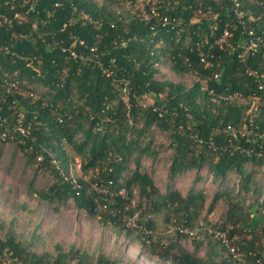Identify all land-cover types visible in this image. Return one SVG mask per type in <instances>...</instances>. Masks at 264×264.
<instances>
[{
	"label": "trees",
	"instance_id": "16d2710c",
	"mask_svg": "<svg viewBox=\"0 0 264 264\" xmlns=\"http://www.w3.org/2000/svg\"><path fill=\"white\" fill-rule=\"evenodd\" d=\"M260 1L263 9L247 7L256 15L249 21L234 14L230 0H155L158 17L139 9L124 16L118 0H0V140L12 141L28 165L37 163L53 177L34 191L39 200L59 205L72 199L102 222L136 229L149 251L170 264H264L256 238L258 230L264 233V196L257 188L259 171L264 174V46L254 54L244 47L249 30L264 41ZM164 16L173 21L162 27ZM159 65L177 77L198 78L190 87L158 81ZM34 87L46 88V99H33ZM255 98L261 103L249 111ZM153 127L166 134L167 145L157 147L171 151L169 181L206 167L218 183L206 212L220 200L227 208L218 222L201 221L223 231L237 257L199 228L202 191L183 196L169 187L162 193L141 170L142 158L156 153ZM65 144L80 158L83 176L76 180ZM231 175L236 182L228 186ZM161 212L171 217L174 232L152 243L153 217ZM185 239L192 240V250ZM5 250L17 258L13 264H118L76 249L55 257L32 254L11 235L0 241L1 264Z\"/></svg>",
	"mask_w": 264,
	"mask_h": 264
},
{
	"label": "rangeland",
	"instance_id": "374dc122",
	"mask_svg": "<svg viewBox=\"0 0 264 264\" xmlns=\"http://www.w3.org/2000/svg\"><path fill=\"white\" fill-rule=\"evenodd\" d=\"M102 1L97 0L98 3H102ZM137 7L138 5L129 9L118 0L116 9L125 16L126 11L132 14L137 10ZM198 14L204 15L199 12ZM199 15L196 20L199 19ZM158 67V74L155 76L158 81H181L190 87L198 78L195 73L177 77L171 72L168 65H159ZM26 92L23 91V94ZM46 93V88L34 87L30 94L33 99L39 97L46 99ZM144 100L146 104H152L151 98L145 97ZM259 103L261 102L257 98L252 99L249 111L256 109ZM151 139L150 147L156 153L152 157L142 158L141 170L152 176L155 186L162 193H165L169 187L180 191L183 196L190 189L202 191L206 200L205 208L199 214V220L218 222L227 205L223 200H220L216 203L214 210L207 214L206 207L219 185L212 180L206 167L184 172L178 175L174 181H169L171 151L157 147L158 145H167L166 134L153 127ZM144 143L145 141H143ZM64 147L68 156L73 160V163L70 164V178L76 180L83 176L80 170V158L68 144H65ZM129 166L133 168V162L130 161ZM257 178V188L260 196L263 197V171H259ZM84 179H89V175H84ZM52 182L51 174L39 170L37 163L33 165L26 163L22 153L12 141L0 140V241H4L7 236L11 235L22 248L36 255L49 254L55 257L59 251L68 252L76 249L91 258H96L98 254L102 253L114 259L118 264H168L149 251V243L143 244L136 229H121L113 227L110 223L102 222L98 216H90L85 211L77 209L72 199L59 205L47 204L39 200L34 191L43 190ZM235 182V176L231 175L227 184L233 186ZM138 200L139 191L135 188L132 197L133 204L137 205ZM251 201L252 197H247L246 204ZM153 218L154 228L149 241L162 243L173 235L174 226L171 223V217L168 216V213L161 212ZM248 238L250 237L248 236ZM256 238L264 247V233L258 230ZM182 244L188 250H192L191 239H185ZM203 254L204 251L199 253L200 256ZM1 258L4 262L6 261L3 255Z\"/></svg>",
	"mask_w": 264,
	"mask_h": 264
},
{
	"label": "built area",
	"instance_id": "2783aa9c",
	"mask_svg": "<svg viewBox=\"0 0 264 264\" xmlns=\"http://www.w3.org/2000/svg\"><path fill=\"white\" fill-rule=\"evenodd\" d=\"M125 1V3L127 5H131L134 4V6H137V9L140 10V13L142 15H144L145 17H147L148 15H150L151 17H158L159 13L157 12L156 8H155V0H135L134 2H132V0H123ZM244 2V3H241ZM230 2L233 4V11L234 14L238 17V18H243L244 16L247 15V19L249 21H255L256 20V15L254 12H250V10L247 8L250 5L256 6L258 8L263 9V4L260 0H230ZM247 11V12H246ZM17 17V16H16ZM173 21L172 19H170L167 16L161 17L159 18V22L161 24L162 27L167 26L170 24V22ZM228 33L224 32V36H227ZM260 46H264V41L257 36L252 30H249L246 38L244 40V47L246 49L247 52H250L251 54H254ZM200 58V62L204 64V67H208L210 66V63L207 59V54H205L204 52H201L199 55ZM262 58L264 59V54L262 55ZM255 74V72H253ZM259 89L264 91V86L260 85ZM237 96L235 95H230L228 96V99L232 100L234 98H236ZM121 195H124L125 192L124 190L120 191ZM136 218V215H134L132 222L134 221V219ZM199 228L206 230L209 234H212L215 238L219 239L221 241V243L226 246L229 249V252L233 255V257H237V253L234 247H232L230 245L229 240L226 237V234L223 231L220 230H213L209 225H206L203 221H199ZM133 225V223H132ZM143 233L144 234H149L150 231L146 230L145 228H142ZM177 230H179L180 232H185L187 233V230H183L180 228H177ZM195 233L194 231L189 232V234H193ZM3 256L5 257L6 264H13V263H18L17 258L13 257L12 252L11 251H4L3 252ZM169 264V263H168Z\"/></svg>",
	"mask_w": 264,
	"mask_h": 264
}]
</instances>
